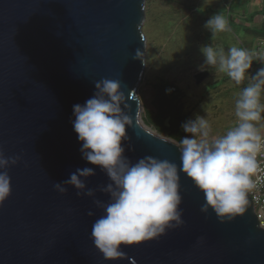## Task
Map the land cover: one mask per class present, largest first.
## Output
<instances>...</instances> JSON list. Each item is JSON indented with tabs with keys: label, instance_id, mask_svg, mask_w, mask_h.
Returning a JSON list of instances; mask_svg holds the SVG:
<instances>
[{
	"label": "water",
	"instance_id": "obj_1",
	"mask_svg": "<svg viewBox=\"0 0 264 264\" xmlns=\"http://www.w3.org/2000/svg\"><path fill=\"white\" fill-rule=\"evenodd\" d=\"M147 0H0V151L19 157L7 171L11 193L0 205V264H264V229L246 194L245 212L221 223L201 212L203 194L181 168V144L135 125L139 89L147 68L144 33ZM140 51L142 59H137ZM210 73L195 75L197 85ZM102 78L119 80L133 117L122 141L135 163L145 156L168 160L179 172L183 224L140 245L121 246L127 257L106 261L91 238L107 204L110 183L81 155L71 121ZM161 137H164L162 140ZM95 168L86 187L64 195L54 185L78 168ZM91 211L92 216L88 213Z\"/></svg>",
	"mask_w": 264,
	"mask_h": 264
},
{
	"label": "clouds",
	"instance_id": "obj_2",
	"mask_svg": "<svg viewBox=\"0 0 264 264\" xmlns=\"http://www.w3.org/2000/svg\"><path fill=\"white\" fill-rule=\"evenodd\" d=\"M205 28L212 35L230 31L227 20L220 14L212 16ZM204 66L214 67L226 74L236 85L246 79L253 64L252 55L245 49L231 47L227 54L212 46L201 49ZM142 54L136 52L137 59ZM244 87L235 105L238 122L222 136H212L207 119L197 116L181 125L190 135L181 139V168L187 178L203 194L201 212L211 209L221 223L231 222L245 212L246 194L255 187L252 177L264 171L257 160L264 149V136L257 124L264 120V67ZM96 91L83 105H73L71 121L81 142L82 158L99 167L110 183L101 187L110 200L107 204L94 201L102 215L92 225L91 238L95 248L106 261L126 259L121 246L140 245L165 235L166 230L184 223L180 211V177L176 164L145 156L132 163L125 155L122 141L128 139L126 129L132 128L133 117L119 80L102 78L94 83ZM139 107L135 125L149 136L154 133L141 124ZM163 140L164 137H161ZM19 157H5L0 151V205L11 193L7 169L19 162ZM95 168H78L69 178L54 185L61 195L71 186L81 194L94 196L86 187ZM89 216L93 213L89 211ZM134 264V262H133Z\"/></svg>",
	"mask_w": 264,
	"mask_h": 264
},
{
	"label": "rangeland",
	"instance_id": "obj_3",
	"mask_svg": "<svg viewBox=\"0 0 264 264\" xmlns=\"http://www.w3.org/2000/svg\"><path fill=\"white\" fill-rule=\"evenodd\" d=\"M245 2L246 0H147V21L144 25V33L148 39L147 68L141 84L143 87L140 86L139 89L144 123L145 112L155 110L153 86L166 79L184 92L182 106L184 114L188 115L187 121L195 120L197 116L207 119L212 136H222L236 126V101L243 88L251 82L248 78L250 74H245L246 79L240 85L208 65L204 66L203 71H208L210 76L202 84H196L195 75L201 72L200 68L205 63L201 52L204 46H212L217 51L223 49L226 54L233 46L243 49L242 44L249 48V52L257 50L261 39L260 30L256 28L255 35L249 34L247 38L244 29L236 24L238 7ZM225 4L229 5L227 9ZM182 5L186 8L193 7L192 13L186 15ZM216 14L227 20L230 31L212 35L205 28V23ZM252 58L255 72L264 67V62ZM146 87L147 92L144 91ZM261 103L264 104V91L261 93ZM157 117L155 115L153 120ZM257 127L264 130V120Z\"/></svg>",
	"mask_w": 264,
	"mask_h": 264
},
{
	"label": "trees",
	"instance_id": "obj_4",
	"mask_svg": "<svg viewBox=\"0 0 264 264\" xmlns=\"http://www.w3.org/2000/svg\"><path fill=\"white\" fill-rule=\"evenodd\" d=\"M228 6V4H225L226 9ZM183 7L187 12L186 15L192 13L193 7ZM259 34V37L264 38V27L260 29ZM153 89L155 91L153 101L155 110L145 112V123L158 133L180 143L183 137L190 135L185 133L181 127L187 121L186 118L188 117V115L184 114L182 106L184 92L176 88L173 82L166 79H162L158 84H155ZM155 115L158 117L153 120Z\"/></svg>",
	"mask_w": 264,
	"mask_h": 264
},
{
	"label": "crops",
	"instance_id": "obj_5",
	"mask_svg": "<svg viewBox=\"0 0 264 264\" xmlns=\"http://www.w3.org/2000/svg\"><path fill=\"white\" fill-rule=\"evenodd\" d=\"M236 24L244 29L246 32L247 38L248 35H255L256 28L258 30L264 27V0H246L245 3H242L238 7V11L236 13ZM264 41L263 38L259 40V42ZM243 49L249 52V48H245L242 44ZM254 51V50H253ZM252 54V52H249ZM250 74V70H249ZM149 84V83H148ZM143 87V85H141ZM148 87L144 88V91L147 92ZM140 99L142 100L141 95H139ZM143 97H146L144 95ZM154 101V99H153ZM263 129L261 128L260 133H262Z\"/></svg>",
	"mask_w": 264,
	"mask_h": 264
},
{
	"label": "built area",
	"instance_id": "obj_6",
	"mask_svg": "<svg viewBox=\"0 0 264 264\" xmlns=\"http://www.w3.org/2000/svg\"><path fill=\"white\" fill-rule=\"evenodd\" d=\"M252 57H255L261 63L264 62V41L259 42L257 50L252 52ZM261 68V67H260ZM258 68L257 71L260 69ZM255 72L253 64L250 69V75L254 76ZM175 90V88H173ZM264 136V131L261 133ZM260 168L264 170V149L257 156ZM255 182V187L247 193L252 198L255 206V212L260 224V227L264 229V171H261L252 177Z\"/></svg>",
	"mask_w": 264,
	"mask_h": 264
}]
</instances>
